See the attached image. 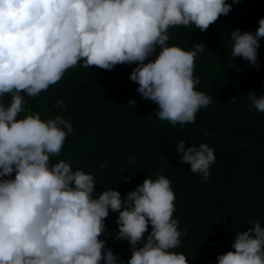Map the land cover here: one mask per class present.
<instances>
[{
    "label": "clouds",
    "instance_id": "9594fccd",
    "mask_svg": "<svg viewBox=\"0 0 264 264\" xmlns=\"http://www.w3.org/2000/svg\"><path fill=\"white\" fill-rule=\"evenodd\" d=\"M237 2L0 0V264H125L101 238L110 212L118 213L116 238L131 248L127 264H189L186 254L174 251L182 230L173 216L175 194L168 177L148 175L123 197L114 187L96 195L93 174L50 159L62 151L72 122L62 115L42 119L31 110L18 114L25 110V94L38 96L78 63L108 70L134 63L130 79L142 98L158 105V117L173 126L194 123L212 100L196 88L200 80L194 75L195 60L206 46H170L168 29L207 30ZM258 23L255 31L230 32L231 55L257 67L264 17ZM247 98L250 110L264 112V92ZM56 103L66 108L62 99ZM175 151L183 154L180 162L189 164L191 173L208 182L212 147H186L179 139ZM250 225L235 231L234 251L219 254L218 264H264V224Z\"/></svg>",
    "mask_w": 264,
    "mask_h": 264
},
{
    "label": "trees",
    "instance_id": "16d2710c",
    "mask_svg": "<svg viewBox=\"0 0 264 264\" xmlns=\"http://www.w3.org/2000/svg\"><path fill=\"white\" fill-rule=\"evenodd\" d=\"M261 17L264 0H238L207 30L195 25L168 29L170 46L185 50L194 43L206 46L195 60L194 75L200 80L196 88L212 100L199 109L194 123L173 126L159 118L158 105L142 98L138 84L130 79L134 63L117 64L111 70L78 63L38 96L25 94V110L18 116L31 110L42 119L62 115L72 122L74 130L62 151L50 159L52 163L63 159L73 170L93 174L96 195L114 187L123 197L148 175L168 177L175 194L173 216L179 217L182 230L174 251L186 254L189 264H218L219 254L234 251L235 231L247 230L252 221L264 224V112L250 110L247 98L253 91L264 92V37L258 67L231 55L230 38L236 28L255 31ZM10 98L5 94L6 102ZM59 99L66 108L56 103ZM131 99L135 105L128 103ZM179 139L186 147L207 143L214 149L207 183L189 171V164L180 162L183 154L175 151ZM124 177L131 179L126 182ZM117 216L110 212L101 238L127 264L131 248L127 240L116 238Z\"/></svg>",
    "mask_w": 264,
    "mask_h": 264
}]
</instances>
